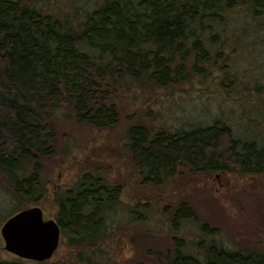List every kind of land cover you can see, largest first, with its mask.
<instances>
[{
	"label": "trees",
	"instance_id": "16d2710c",
	"mask_svg": "<svg viewBox=\"0 0 264 264\" xmlns=\"http://www.w3.org/2000/svg\"><path fill=\"white\" fill-rule=\"evenodd\" d=\"M263 28L264 0H0V199L16 202L10 211L0 208V226L22 202L38 205L49 192L41 159L55 152L53 111L69 109L78 123L109 130L120 119V85L233 82L229 71H250L241 46L250 33L262 37ZM255 87L262 99L264 83ZM123 146L140 184L155 190L185 171L264 172V139L238 138L220 120L171 129L134 122ZM54 201L78 264H123L105 253L109 232L156 215L170 221L172 247L139 264H264V249L231 244L187 202H130L124 184L100 168L57 187ZM188 225L199 238L180 235Z\"/></svg>",
	"mask_w": 264,
	"mask_h": 264
},
{
	"label": "rangeland",
	"instance_id": "374dc122",
	"mask_svg": "<svg viewBox=\"0 0 264 264\" xmlns=\"http://www.w3.org/2000/svg\"><path fill=\"white\" fill-rule=\"evenodd\" d=\"M261 32L262 37L250 33L245 48L241 46V53H244L241 59L250 64L245 66L250 71H229L236 78L233 82L228 79L224 83L215 82L209 78L204 82H186L167 88L145 83L130 89L120 85L115 95L120 119L112 129L80 124L68 108L66 115L53 111L50 122L56 130V148L54 154L41 159L49 192L38 205L45 216L55 218L54 191L57 187L71 183L87 170L100 168L124 184L125 198L130 202L152 201L161 207L187 202L200 223L217 227L231 244L245 249H264V172L247 174L228 169L191 174L185 171L165 183L163 189L155 190L140 184L137 170L123 146L128 127L140 121L155 128L171 129L220 120L231 126L236 137L263 142L264 97L261 99L255 90V83H264V30ZM15 204L10 199H0V208L4 211H10ZM20 206L33 205L22 202ZM169 224L170 221H162L156 215L143 226L138 224V228L109 232L110 237L103 244L105 253L117 263L150 262L153 253H163L172 247L175 232ZM2 225L0 258L18 259L5 249ZM179 233L189 240L199 238L197 229L189 225ZM78 253L79 250L71 247L62 235L54 256L42 264H78Z\"/></svg>",
	"mask_w": 264,
	"mask_h": 264
},
{
	"label": "water",
	"instance_id": "95a60500",
	"mask_svg": "<svg viewBox=\"0 0 264 264\" xmlns=\"http://www.w3.org/2000/svg\"><path fill=\"white\" fill-rule=\"evenodd\" d=\"M5 249L16 256L43 262L58 250L62 230L54 218H47L39 205L23 208L3 223Z\"/></svg>",
	"mask_w": 264,
	"mask_h": 264
}]
</instances>
